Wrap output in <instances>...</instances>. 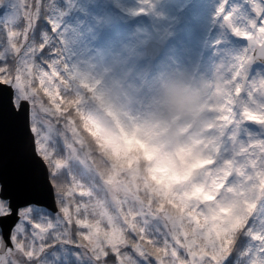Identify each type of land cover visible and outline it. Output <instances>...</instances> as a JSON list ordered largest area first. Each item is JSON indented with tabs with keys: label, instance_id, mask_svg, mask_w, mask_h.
<instances>
[{
	"label": "clouds",
	"instance_id": "1",
	"mask_svg": "<svg viewBox=\"0 0 264 264\" xmlns=\"http://www.w3.org/2000/svg\"><path fill=\"white\" fill-rule=\"evenodd\" d=\"M79 2L84 75L29 85L58 211L0 264H264V0Z\"/></svg>",
	"mask_w": 264,
	"mask_h": 264
},
{
	"label": "snow or ice",
	"instance_id": "2",
	"mask_svg": "<svg viewBox=\"0 0 264 264\" xmlns=\"http://www.w3.org/2000/svg\"><path fill=\"white\" fill-rule=\"evenodd\" d=\"M73 7V0H0V37L7 39L10 53L17 57L15 65H8L0 52V240L10 252L16 248V232L28 224L30 213L58 211L55 166L49 167L51 157L38 139L36 104L29 85H41L43 90L49 79L70 85L75 74L84 75L65 55L70 46L68 29L61 32L62 19ZM129 12L143 14L144 10ZM226 12L227 3L217 19ZM42 23L47 30L40 33ZM71 32L75 39L81 37L78 27ZM67 246L80 247L76 241ZM120 255L110 252L105 259L119 264Z\"/></svg>",
	"mask_w": 264,
	"mask_h": 264
},
{
	"label": "rangeland",
	"instance_id": "3",
	"mask_svg": "<svg viewBox=\"0 0 264 264\" xmlns=\"http://www.w3.org/2000/svg\"><path fill=\"white\" fill-rule=\"evenodd\" d=\"M74 7L71 11H69L62 19V27L61 32L67 31V39L70 41L69 51L65 53L66 56L72 58L75 55L82 54V33L80 31V27L82 24V17L93 15L94 13L90 11L84 4L80 3L79 0H73ZM79 28L81 33V37L79 39H75L72 35V28Z\"/></svg>",
	"mask_w": 264,
	"mask_h": 264
},
{
	"label": "trees",
	"instance_id": "4",
	"mask_svg": "<svg viewBox=\"0 0 264 264\" xmlns=\"http://www.w3.org/2000/svg\"><path fill=\"white\" fill-rule=\"evenodd\" d=\"M47 30V24H44L42 23L40 26H39V32L40 33H43ZM21 36H22V29H21V32H20ZM11 38V37H10ZM22 41V40H21Z\"/></svg>",
	"mask_w": 264,
	"mask_h": 264
}]
</instances>
